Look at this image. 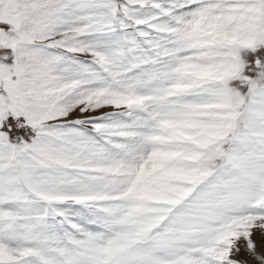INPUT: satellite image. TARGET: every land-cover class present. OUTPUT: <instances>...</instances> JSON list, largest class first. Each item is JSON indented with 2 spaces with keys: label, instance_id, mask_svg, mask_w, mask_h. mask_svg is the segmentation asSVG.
I'll return each instance as SVG.
<instances>
[{
  "label": "snow or ice",
  "instance_id": "1",
  "mask_svg": "<svg viewBox=\"0 0 264 264\" xmlns=\"http://www.w3.org/2000/svg\"><path fill=\"white\" fill-rule=\"evenodd\" d=\"M0 264H264V0H0Z\"/></svg>",
  "mask_w": 264,
  "mask_h": 264
}]
</instances>
